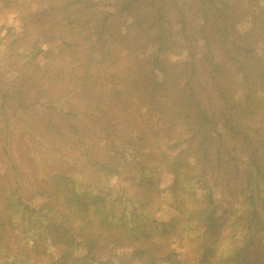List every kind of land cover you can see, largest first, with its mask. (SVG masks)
Instances as JSON below:
<instances>
[{"label": "trees", "instance_id": "obj_1", "mask_svg": "<svg viewBox=\"0 0 264 264\" xmlns=\"http://www.w3.org/2000/svg\"><path fill=\"white\" fill-rule=\"evenodd\" d=\"M42 1H22L36 5L23 15L24 32L0 25V47L18 65L15 79L7 82L13 92L0 91V110L8 100L26 104L32 84L49 72L63 75L69 67L78 91L93 94L87 106L92 116L103 112L99 91L123 107L132 100L136 111L131 115L142 118L136 125L143 129L124 134L119 149L103 157L87 150L75 132L78 125L69 122L81 111L69 112L65 120L75 130L87 168L52 170L32 184L20 179L5 140L0 264H113L110 258L119 248L127 250L119 256L123 264H188L177 256L174 239L193 243L190 264H264V7L247 15L250 29L236 42L229 34L241 21L238 0H192L186 7L172 0L181 37L190 40L186 10L199 17L192 40L206 49L201 69L190 44L178 65L162 60L176 43L162 8L136 18L156 45L157 54L146 59L133 51L141 33L114 34L94 23L96 3ZM9 2L0 0V13ZM148 3L154 0H128L120 10L133 16ZM28 30L52 31L58 48L44 47ZM201 70L209 72L214 99L220 101L215 108L205 103ZM146 128L157 145L148 148ZM238 165L242 172L235 176ZM162 173L171 177L164 187ZM226 188L233 200L222 216L217 192ZM164 203L173 209L166 220L157 218ZM239 228L245 230L241 238ZM106 251L110 258L103 260Z\"/></svg>", "mask_w": 264, "mask_h": 264}, {"label": "rangeland", "instance_id": "obj_2", "mask_svg": "<svg viewBox=\"0 0 264 264\" xmlns=\"http://www.w3.org/2000/svg\"><path fill=\"white\" fill-rule=\"evenodd\" d=\"M23 0H10L8 7H1L0 25L12 26L18 33L24 32L26 26L24 24L23 15L30 7L36 5H23ZM96 3L97 15L95 24H103L104 29L114 34H128L134 36L141 33V37L137 40L136 50L143 54L146 59H151L157 54L155 42L151 39L152 33H149L145 28V24L137 25L136 18L151 17L157 8H162L161 11L167 15L170 21L175 41H173L170 51L161 55L165 62H172L178 65V62H183L186 56V47L190 44L195 51L198 66L205 67L206 49L202 41H193V35L199 30V17L194 11L186 10V21L190 40L181 37L179 31L181 24L178 22V15L174 8L172 0H154L153 4H145L138 8L133 16H127L125 12L120 10L122 4L128 0H88ZM253 1V5L250 2ZM43 3L45 0L42 1ZM179 6L186 7L192 5V0H177ZM42 3V4H43ZM186 5V6H185ZM251 5V6H249ZM239 13L240 22L237 23L235 30L230 31V41L241 42L245 37L244 32L250 29V18L247 16L251 11L260 12L264 7V0H238L235 6ZM104 20V21H103ZM29 37L37 36L43 46L56 50L58 48V38L52 31L38 32L37 30H28ZM130 36L127 38L130 39ZM125 40V38H124ZM192 40V44L191 41ZM224 64V63H222ZM18 65L8 58V51L0 47V91L10 95L13 89L8 85V81L15 79ZM66 73L63 75H51L49 72L39 78L31 88L27 89L29 97L25 103L16 106L14 102L7 101L2 110H0V183L7 181V173L5 171V161L2 158V148L5 140H7L11 155L15 160L18 168L20 179L28 184L34 183V180L41 174H47L52 170H77L87 168L85 162L83 148L76 138L68 121L65 120V114L69 112L81 111L78 118L69 116V122L72 119L77 125L80 137L84 141L85 147L90 149L93 154L109 157L114 153V150L119 149L118 140L123 138L126 133L135 131L136 124H141L142 118L137 115L135 118L131 115L136 111V105L131 100L127 101V106L123 107L116 104L110 96L100 94L102 115H94L88 111V104L91 102L93 94H81L78 89L79 85L75 84L74 79L68 75L69 67L63 68ZM227 74L226 66L224 70ZM204 74V78L200 79L203 85L205 94V103L209 109L215 108L220 104V101L215 98V94L210 87L209 72L200 71ZM222 85L224 79H220ZM234 81L233 90L236 88ZM210 97V99H209ZM69 115V114H68ZM140 120V121H139ZM143 129V127H142ZM153 131L144 130V136H147L148 148L156 143V138L152 135ZM112 143V146L110 145ZM166 149L164 142L159 144ZM211 170L210 166H207ZM242 172V165H238L235 169V176ZM160 186L164 187L171 181V177L162 173L160 175ZM119 178H114L113 184H119ZM233 200V195L229 192V188L225 191L217 192V201L219 204V213L224 216L229 208V203ZM172 208L168 204H162L160 211L157 213V218L166 220L172 214ZM237 238H241L245 233L242 228L237 229ZM174 239V238H173ZM173 248L177 251V256L188 264L195 257L193 243L188 239H174ZM198 240V238H197ZM202 239L200 240V242ZM262 242V241H261ZM264 243V240H263ZM116 254L109 257L108 252H105L104 259L110 258L113 264H123L120 262L121 255L127 250L123 248L114 249ZM264 252V248L262 250ZM120 256V257H119ZM129 264H146L143 260L130 262ZM157 264H170L167 261H160Z\"/></svg>", "mask_w": 264, "mask_h": 264}]
</instances>
